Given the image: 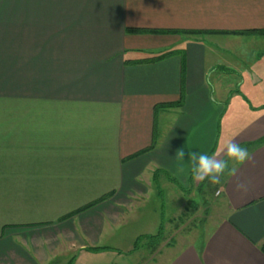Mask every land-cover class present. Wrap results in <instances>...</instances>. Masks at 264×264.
<instances>
[{
    "label": "crops",
    "instance_id": "crops-1",
    "mask_svg": "<svg viewBox=\"0 0 264 264\" xmlns=\"http://www.w3.org/2000/svg\"><path fill=\"white\" fill-rule=\"evenodd\" d=\"M261 32L264 0H0V101L15 107L0 108V264L69 253L77 264L99 255L87 248L111 247L163 179L182 194L207 185L191 178L187 153L223 145L220 120L234 103L253 117L226 141L252 159L217 185L221 214L201 243L157 264H264V144L252 147L264 138V101L253 102L264 94L253 72ZM247 37L262 51L251 62L215 57L246 51ZM160 114L176 115L163 131ZM237 179L251 182L246 193Z\"/></svg>",
    "mask_w": 264,
    "mask_h": 264
},
{
    "label": "rangeland",
    "instance_id": "rangeland-1",
    "mask_svg": "<svg viewBox=\"0 0 264 264\" xmlns=\"http://www.w3.org/2000/svg\"><path fill=\"white\" fill-rule=\"evenodd\" d=\"M215 38L210 36L205 39L209 44L214 42V46L222 48L224 42L215 40ZM259 42L255 41V43ZM263 44L264 41L262 40L259 45L263 46ZM243 45L247 46L248 49L246 51H244L243 47L238 52L233 49H230L231 51L229 52L227 50L221 51L220 49V51L215 53V57L222 58L224 61L226 59L231 62L233 60V62L240 63L242 62L241 56H243V61L250 60L249 62H251V59L261 51L260 47L252 42L251 37L244 38ZM263 57L264 54H261L259 58L262 60ZM263 67L264 60L259 61L254 67L255 70L253 72L256 73L258 71V76H263ZM263 91L261 94L264 93ZM261 101H264V94L253 102L260 103ZM12 103L14 102L0 101V108L7 107L8 109H14V106V108L11 107ZM233 105L232 107L235 111L227 110L226 114H224L225 116L222 117L223 120H220L222 122L219 121L221 123L219 144H223L227 137L231 138L236 128L242 127L244 123L253 117L251 114L249 117L245 115L243 110L245 107L244 103L239 110L234 108ZM174 117L167 118L160 114L159 130L163 131L162 129H167L166 124L170 126V121ZM219 118L217 117L216 119L218 120ZM165 119H167V122L164 121ZM8 123H13L12 117H8ZM174 177L178 182L182 183L175 174ZM170 180L163 179L161 181L159 187L162 189V196L158 195L160 188H156L154 185L152 188L154 190L153 193L156 195L152 193V196L150 195L146 202L142 203L134 213L130 214L126 226L116 232L117 239H109V244L106 245L115 249L105 253L101 252L99 255L88 253L77 264H157L160 256L171 251L172 248L181 247L187 242H195L198 239L201 243L208 230L206 228L208 223L215 221L218 215L221 214L220 201L222 198L218 199V197L214 196V193L217 191V185H212L208 181L207 185H204V187L202 185L198 191L196 187L190 188L189 185V189L186 190L188 194H185L186 191L182 194L180 185L174 182V180H172L174 183L170 182ZM161 226L164 227V236L160 241L151 243L148 239H144L136 247L138 237L157 235L159 231L161 232ZM71 255L74 254L69 253L59 256L55 264H67Z\"/></svg>",
    "mask_w": 264,
    "mask_h": 264
},
{
    "label": "clouds",
    "instance_id": "clouds-1",
    "mask_svg": "<svg viewBox=\"0 0 264 264\" xmlns=\"http://www.w3.org/2000/svg\"><path fill=\"white\" fill-rule=\"evenodd\" d=\"M178 154L184 160L185 152L180 150ZM187 155V170L190 172L191 178L197 182L207 180L212 185H220L225 175L235 177L238 169L233 165H242L252 159L249 150L232 139L225 141L212 154L189 151ZM184 171L185 169L181 168V172ZM250 183L248 180L237 179L234 184V191L246 193Z\"/></svg>",
    "mask_w": 264,
    "mask_h": 264
},
{
    "label": "trees",
    "instance_id": "trees-1",
    "mask_svg": "<svg viewBox=\"0 0 264 264\" xmlns=\"http://www.w3.org/2000/svg\"><path fill=\"white\" fill-rule=\"evenodd\" d=\"M188 33V32H187ZM190 34H193V35H196V34H198L197 32H189ZM262 34H264V32H261ZM166 55H168V53L167 54H165V55H163V57H165ZM177 106H180V103H178V104H168V105H166V106H162V107H165V108H172V107H177ZM264 144V138H262L261 140H259L258 142H256L255 144H253V146H252V144L251 145H248L247 147L249 148V147H254V146H261V145H263ZM142 153V152H141ZM138 155H140V153L139 154H136L135 156H133V157H136V156H138ZM171 179V178H170ZM172 180V179H171ZM202 186V185H201ZM104 198H102L101 200H103ZM101 200H98L97 202H94V203H92V204H89L88 206H85V207H83V208H81V209H79V210H77L76 212H73V213H71V214H69L68 216H66L65 218H63V219H66V218H69V217H71V216H73V215H76L77 213H80L81 211H83V210H85V209H88V208H90V207H92L93 205H96V203H98L99 201H101ZM160 230H161V232L159 231V233L157 234V235H153V236H140V237H138L137 238V245H136V247H138L139 245L138 244H140V242L141 241H143L144 239H148L149 241H151V243L152 242H158V241H160V239L164 236V227L163 226H161L160 227ZM110 250H113V248H111V247H94V248H87L86 249V251H90V252H94V253H101V252H106V251H110ZM262 251L264 252V246L262 247ZM76 259H77V254H75V255H73L72 256V258L69 260V262H68V264H75V262H76Z\"/></svg>",
    "mask_w": 264,
    "mask_h": 264
}]
</instances>
